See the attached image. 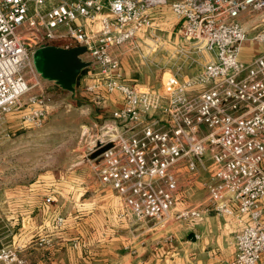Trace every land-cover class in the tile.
Returning <instances> with one entry per match:
<instances>
[{"label":"built area","instance_id":"1","mask_svg":"<svg viewBox=\"0 0 264 264\" xmlns=\"http://www.w3.org/2000/svg\"><path fill=\"white\" fill-rule=\"evenodd\" d=\"M161 5H170L195 52L214 59L195 75L138 88L115 51L151 28L152 10ZM250 40L264 46V0H0V144L11 137L10 115L35 128L49 115L51 96L34 66L35 50L84 46L83 57L97 69L87 92L105 87L123 97L87 154L113 144L92 161L96 179L124 204L119 217L132 214L139 225L167 230L172 240L171 221L193 222L210 211L234 216L241 230L227 264H264V53L243 62ZM182 164L208 172L207 202L175 210ZM63 223L59 216L57 225ZM55 243L44 234L30 245H4L0 264H42L31 260V247ZM125 249L137 251L131 244Z\"/></svg>","mask_w":264,"mask_h":264},{"label":"crops","instance_id":"2","mask_svg":"<svg viewBox=\"0 0 264 264\" xmlns=\"http://www.w3.org/2000/svg\"><path fill=\"white\" fill-rule=\"evenodd\" d=\"M155 34L158 35L156 40L152 39ZM182 38L187 41L182 35L180 20L170 5H161L152 10V27L140 29L124 48L139 42L141 49L150 48L149 54L158 57L164 54L163 46L171 50L172 47L168 48L167 45L173 46ZM152 42L156 44L153 45ZM254 43L256 42H246L243 45L240 55L243 62H250L256 57L250 47ZM120 48L115 52L119 56L121 71L127 80L151 85L160 82L162 72L156 70L155 74H151L152 66L146 62L145 55L139 56L138 65L135 62L134 66L128 57L122 58ZM204 57V61L206 58H210V61L214 59L210 53ZM169 60L175 63L176 58L171 55ZM197 60L199 68L195 67L193 72L190 71V75L199 73L206 64ZM93 72L96 73L97 69L89 70L78 78L79 87L82 88L80 94H90L97 98L95 103L100 104L98 107L105 109L112 120V111L122 105V94H109L105 87L96 93L87 92L86 86L95 79ZM183 74L184 71L180 75ZM181 79L183 77L179 80ZM82 133L89 134L85 129ZM88 161L93 169V161ZM75 170L68 175H61L59 172L47 173L41 181L10 189L8 197L4 200V203L9 205L7 217L16 222L21 220L20 232L16 233L17 239H13L15 244L30 245L35 238L44 234L52 236L56 241L51 249L31 245L32 261H40L42 264H227L234 258L236 235L241 230V223L234 216L212 212L193 222L179 224L171 221L168 230L174 237L168 240L165 236L167 230L161 231L153 226L136 224L132 214L127 218H120L124 204L117 193L104 185L103 187H107L104 193H92L98 186L89 190L81 174H74ZM208 176V172L204 170L190 172L185 164L179 167L181 188L177 193L175 210L207 202V191L202 189L201 181H205ZM48 196H52L55 202L47 203ZM59 216L64 218L60 227L57 225ZM245 218L248 219V216ZM154 230L156 232H153ZM74 240H78L77 247L73 245ZM128 243H133L132 246L137 249L135 253L124 251ZM179 248L185 253L182 258L176 256ZM137 252V255H131Z\"/></svg>","mask_w":264,"mask_h":264},{"label":"rangeland","instance_id":"3","mask_svg":"<svg viewBox=\"0 0 264 264\" xmlns=\"http://www.w3.org/2000/svg\"><path fill=\"white\" fill-rule=\"evenodd\" d=\"M253 32L255 31L251 30V33ZM157 37L156 34L152 35V39L156 40ZM247 42L252 43L253 41ZM25 44L31 50L37 48V44L34 42L25 41ZM127 44L128 42L120 48L119 53H122V58L128 57L130 63L136 66L135 62L138 65L139 56L145 55L147 58V61H145L152 66L153 72L151 74H155L156 70L162 72L160 82L155 85L137 84L135 81L128 80L129 83L137 85L138 88L148 89L152 86L158 88L165 80L169 82L171 78L179 80L181 77L192 76L190 71L193 72L197 67L199 63L197 59L204 63L211 60L206 58L204 61L207 52L196 53L191 48V42H187L183 38L173 46L167 45L168 48L172 47L171 50L163 46L164 54L158 57L149 54L148 50L150 48L142 46L141 49L139 42H134L128 48H124ZM151 44L155 45L156 42ZM250 47L255 56L264 53V46L260 43H254ZM252 51L249 49L250 53ZM147 52L149 55L146 54ZM171 55L175 56V63L169 60ZM193 59H196V61H193ZM93 68H87L82 74L84 75L91 69L93 71ZM197 68H199V65ZM182 71H184V74L180 75ZM41 86L46 93L50 94L52 103L46 123L42 127H25L20 123L19 114H12L8 117L7 123V127L11 130V137L0 144V247L15 244L13 239L16 238V233L20 232L19 230L22 227L21 220L16 222L7 217L9 205L4 203V200L8 197L10 189L41 181L47 173L59 172L61 175H68L74 169H76L74 174L77 175L76 172H79V176L81 174L84 184L88 186L89 190H93V188H97L94 186H98V189L93 190L92 193H104L107 189V187L100 185V182L96 179L87 154L93 146L97 134L100 133L99 129L111 121V115L105 109L98 107L100 104L95 103L98 101L97 98L90 94L81 95L82 88L79 87V83H77L75 97H72L70 92L63 90L51 81H42ZM38 90L37 86L31 89V91ZM78 98L87 101H81ZM84 129L88 130L89 134L83 135ZM201 182L202 189L206 190L204 187L205 181ZM212 212L214 213V211L209 213ZM165 236L167 237V235ZM174 242H176V239ZM124 251L131 253L129 249H124ZM176 252L178 258H182L181 256L185 254L184 250L180 248ZM137 254L138 252L131 255L135 256Z\"/></svg>","mask_w":264,"mask_h":264},{"label":"water","instance_id":"4","mask_svg":"<svg viewBox=\"0 0 264 264\" xmlns=\"http://www.w3.org/2000/svg\"><path fill=\"white\" fill-rule=\"evenodd\" d=\"M85 53L84 46L67 49L57 45H41L33 54V63L43 81L54 82L75 97L78 78L84 70L92 66V62L83 57ZM112 145L109 143L95 150L89 155V159H97Z\"/></svg>","mask_w":264,"mask_h":264},{"label":"trees","instance_id":"5","mask_svg":"<svg viewBox=\"0 0 264 264\" xmlns=\"http://www.w3.org/2000/svg\"><path fill=\"white\" fill-rule=\"evenodd\" d=\"M79 100H81V101H87V100H84V99H80V98H78Z\"/></svg>","mask_w":264,"mask_h":264}]
</instances>
